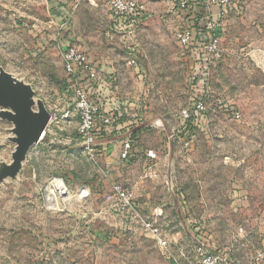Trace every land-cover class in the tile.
Returning <instances> with one entry per match:
<instances>
[{
  "label": "rangeland",
  "instance_id": "obj_1",
  "mask_svg": "<svg viewBox=\"0 0 264 264\" xmlns=\"http://www.w3.org/2000/svg\"><path fill=\"white\" fill-rule=\"evenodd\" d=\"M134 1L142 12L124 35L103 0H0V66L60 110L73 85L88 84L67 75L64 48L92 53L89 98L110 117L105 133L115 129L106 140L130 139L143 155L111 179L97 154L58 149L0 182V264H172L142 219L173 247L199 241L235 264H264V0H231L207 75L176 40L174 0ZM198 98L205 109L190 125L182 110ZM52 177L67 197L47 188Z\"/></svg>",
  "mask_w": 264,
  "mask_h": 264
},
{
  "label": "built area",
  "instance_id": "obj_2",
  "mask_svg": "<svg viewBox=\"0 0 264 264\" xmlns=\"http://www.w3.org/2000/svg\"><path fill=\"white\" fill-rule=\"evenodd\" d=\"M73 1L80 2L83 0ZM103 2L110 12V19L114 29L124 35L131 34L141 15L142 6L134 0H103ZM174 3L175 8L179 11L188 10L190 7L197 5L196 0H174ZM201 3L207 8L216 7L219 10L217 16L213 17L210 10L202 16L201 23L203 27L198 31L196 40L192 29L187 25L177 31L176 40L181 46L189 48L192 53H197L196 56H198L204 68L202 74L207 75L209 72L206 70V64L209 58L218 59L221 56L218 31L222 27L223 17L229 12L231 0H201ZM198 50L199 53L197 52ZM204 54L206 57H204ZM62 59L67 75L73 80L83 76L88 82L96 80L95 68L89 61L87 53L79 46L74 44L67 45L62 52ZM128 64L135 65L136 59L131 56ZM218 103L222 105L221 101H218ZM204 109V102L198 98L188 108L182 110V118L184 121L191 120L194 125ZM50 112L51 116L46 130L52 132L54 125L61 119L70 118L72 115L77 118L76 135L73 140L89 155H96L97 147L100 145L97 131L101 126L105 128L110 124V117L107 113L101 111L97 103L90 100L89 92L83 86L73 85L72 109L60 111L58 108H54ZM233 116L236 119L240 117L238 112H234ZM190 137L188 138L189 140H191ZM188 139L185 141L186 144H189ZM131 148V140H125L120 154L123 159L127 157ZM148 156L155 157L151 151L148 152ZM46 186L51 192L57 193L59 197H67L71 192L63 179L58 177L50 178ZM114 190L122 200L128 201L132 197L131 193L117 183L114 184ZM77 193L80 197H86L88 191L84 188H79ZM141 223L152 233L156 243L168 253L172 264H233L227 255L210 250L203 242L192 241L190 248L182 245L173 247L166 235L161 233L153 221L142 219Z\"/></svg>",
  "mask_w": 264,
  "mask_h": 264
},
{
  "label": "crops",
  "instance_id": "obj_3",
  "mask_svg": "<svg viewBox=\"0 0 264 264\" xmlns=\"http://www.w3.org/2000/svg\"><path fill=\"white\" fill-rule=\"evenodd\" d=\"M59 1L62 5L66 4L68 2V0H59ZM203 1H207V0H203ZM208 10H210L213 17H216L218 14V11H219L214 6L210 7V8L203 6L202 10L200 11V15L197 18H200V21H202V16L205 13H207ZM230 10H231V6H230L229 11ZM108 12H109V10H108ZM175 12H177L179 14V16L183 17L184 25H186L187 21L191 17L194 16L193 10H186V11L182 12V11L175 9ZM109 16H110V12H109ZM188 52H190L192 54L191 58H193V60H196L199 63L201 62L199 60L198 56H196V54H197L196 52L192 53L189 50H188ZM89 59L92 62H94L95 57L93 56L92 53H90ZM183 61H184L183 63L185 64L186 70H188V71L190 69L192 70L193 67H191L192 65H189V58H185V60H183ZM90 85H91V82H88L87 85L85 84L84 86L83 85H81V86H83L89 92L91 90V88L89 87ZM45 104L50 111H52V109L57 107V103L56 104L53 103L52 105H50V104H47V102H45ZM60 106H61L60 111H64L65 109H72V102H67L65 100L60 104ZM10 128H11V124L8 121L0 119V160H4L7 162H9L11 160V152L14 148V144L11 141H9V139H8L11 136ZM76 129H77V118L72 116V115L70 116V118L61 119L56 125H54V129L52 132L45 129V133H44L43 137L36 144H34L31 147V150L29 151L27 159L23 165L22 172H23L25 166H27L28 168L32 167L33 163H35L36 160H38V159L42 158L43 156L51 153L52 151L55 152L58 149H60L61 151H64L66 153H68V152L74 153L77 150L81 149L82 147H80L73 140L74 137L71 135L72 132H75ZM114 130L115 129L112 128L107 133H105L106 132V130H105V132L99 136L100 139H98V141H100V145L97 147V150H96L97 151L96 152V154H97V156H96L97 157L96 158L97 166L100 169H108V171L110 170L108 173V177L111 179H116V176L119 174L118 172L121 169H123L125 165L127 166L128 165L127 163H130V161L134 160L135 158H137L139 160L143 159V157H142L143 155L141 154L142 156H140L138 153L139 150L142 151V149L139 148L137 150V148L134 147L135 145H133V147L135 148V149H133L134 158H131L130 160L125 159L126 161L121 160L119 157L120 156L119 154H121V151H120V153H118L119 152L118 147L120 144H122V142L124 140L122 138H116L113 140V143H109L106 140L107 136L111 132H114ZM144 154H145V152H144ZM146 156H148V155H146ZM148 158H149V156H148ZM230 261L233 264H235L231 259H230ZM243 264H246V263L244 262Z\"/></svg>",
  "mask_w": 264,
  "mask_h": 264
},
{
  "label": "water",
  "instance_id": "obj_4",
  "mask_svg": "<svg viewBox=\"0 0 264 264\" xmlns=\"http://www.w3.org/2000/svg\"><path fill=\"white\" fill-rule=\"evenodd\" d=\"M51 112L33 86L0 66V119L11 124L9 162L0 160V182L16 181L31 147L44 135Z\"/></svg>",
  "mask_w": 264,
  "mask_h": 264
},
{
  "label": "trees",
  "instance_id": "obj_5",
  "mask_svg": "<svg viewBox=\"0 0 264 264\" xmlns=\"http://www.w3.org/2000/svg\"><path fill=\"white\" fill-rule=\"evenodd\" d=\"M196 1H197V5L192 6L188 9V10H193L194 16L191 17L186 23V25L192 29V31L195 35L194 36L195 40L198 38V31L203 27L202 23L200 21V18H197L200 15V11L202 10L203 5L201 3V0H196ZM184 11H186V10H184ZM188 72L190 73L189 76H193V79L196 78V82H197V78L199 77V76L197 77V75H199V74L194 75V73L191 69ZM186 122L190 123V125H193V122L191 120H187ZM104 132H105L104 127L101 126L99 128V130L97 131V138L100 139L99 136L102 135ZM131 158H134L133 147L131 148L130 152L128 153V155L125 159L130 160Z\"/></svg>",
  "mask_w": 264,
  "mask_h": 264
},
{
  "label": "bare ground",
  "instance_id": "obj_6",
  "mask_svg": "<svg viewBox=\"0 0 264 264\" xmlns=\"http://www.w3.org/2000/svg\"><path fill=\"white\" fill-rule=\"evenodd\" d=\"M50 200V203H51V198H48Z\"/></svg>",
  "mask_w": 264,
  "mask_h": 264
}]
</instances>
